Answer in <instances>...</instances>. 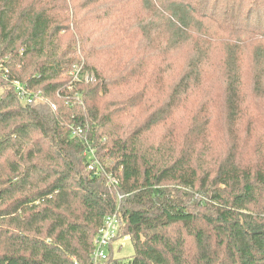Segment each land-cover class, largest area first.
<instances>
[{"label": "trees", "instance_id": "16d2710c", "mask_svg": "<svg viewBox=\"0 0 264 264\" xmlns=\"http://www.w3.org/2000/svg\"><path fill=\"white\" fill-rule=\"evenodd\" d=\"M0 65V264H85L115 211L107 264H264V0H0Z\"/></svg>", "mask_w": 264, "mask_h": 264}, {"label": "built area", "instance_id": "2783aa9c", "mask_svg": "<svg viewBox=\"0 0 264 264\" xmlns=\"http://www.w3.org/2000/svg\"><path fill=\"white\" fill-rule=\"evenodd\" d=\"M0 77H5L9 79L15 89L18 91L19 95L23 97L24 101L31 102L34 100L33 95L30 90L15 76H11L10 70L6 67L0 65ZM94 167V161L91 162L90 168ZM109 182L112 185H118V179L114 176H108ZM121 199L122 195H118ZM118 209V206H117ZM122 229V219L118 213L115 211L105 217L97 235L94 238V246L91 252L89 261L85 264H107L110 248L115 239H118L120 230Z\"/></svg>", "mask_w": 264, "mask_h": 264}, {"label": "rangeland", "instance_id": "374dc122", "mask_svg": "<svg viewBox=\"0 0 264 264\" xmlns=\"http://www.w3.org/2000/svg\"><path fill=\"white\" fill-rule=\"evenodd\" d=\"M87 18L88 20H93V15L91 14H87ZM70 38L69 35H67L65 37V41H68ZM252 51H253V45L249 46L245 52H244V56L246 57V70H247V73H246V78H245V85H244V88H245V94H246V99L249 100L250 99V90L251 87L250 84H249V81H250V76H249V71L252 67V62H251V54H252ZM183 55V52L182 51H176V53L173 55L175 58H180L181 56ZM214 62V61H213ZM212 62V63H213ZM213 64H216V62H214ZM87 78V76H86ZM113 247V250L115 251V257L117 258H121L122 260H126L128 261L132 255L134 254V246H133V243H132V240L130 238L129 235H123L121 236L120 238H118L112 245ZM108 252H110V248L108 247Z\"/></svg>", "mask_w": 264, "mask_h": 264}]
</instances>
